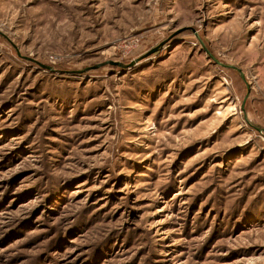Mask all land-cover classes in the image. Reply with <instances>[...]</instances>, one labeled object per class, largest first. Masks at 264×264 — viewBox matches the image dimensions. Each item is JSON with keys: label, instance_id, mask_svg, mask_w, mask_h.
<instances>
[{"label": "rangeland", "instance_id": "obj_1", "mask_svg": "<svg viewBox=\"0 0 264 264\" xmlns=\"http://www.w3.org/2000/svg\"><path fill=\"white\" fill-rule=\"evenodd\" d=\"M0 264H264V0H0Z\"/></svg>", "mask_w": 264, "mask_h": 264}]
</instances>
